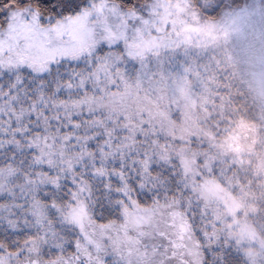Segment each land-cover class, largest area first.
<instances>
[{
  "label": "snow or ice",
  "instance_id": "6c2138e0",
  "mask_svg": "<svg viewBox=\"0 0 264 264\" xmlns=\"http://www.w3.org/2000/svg\"><path fill=\"white\" fill-rule=\"evenodd\" d=\"M0 264H264V0H0Z\"/></svg>",
  "mask_w": 264,
  "mask_h": 264
}]
</instances>
